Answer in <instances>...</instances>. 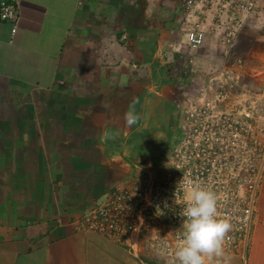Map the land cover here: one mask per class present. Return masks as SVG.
<instances>
[{
    "label": "crops",
    "instance_id": "1",
    "mask_svg": "<svg viewBox=\"0 0 264 264\" xmlns=\"http://www.w3.org/2000/svg\"><path fill=\"white\" fill-rule=\"evenodd\" d=\"M16 2V33L0 20V264H173L165 226L131 247L77 222L115 189L162 179L181 142L186 73L204 71L222 43L207 36L192 59L183 0ZM261 52L249 49L253 64ZM247 253L264 264V183Z\"/></svg>",
    "mask_w": 264,
    "mask_h": 264
},
{
    "label": "built area",
    "instance_id": "2",
    "mask_svg": "<svg viewBox=\"0 0 264 264\" xmlns=\"http://www.w3.org/2000/svg\"><path fill=\"white\" fill-rule=\"evenodd\" d=\"M183 2L186 42L192 50L204 46L210 31L222 44L230 45L244 19L264 9V0ZM193 18H200L201 23L189 26L188 21ZM0 20L13 24L12 32L16 33L19 22L16 0L1 3ZM203 24L211 28L206 31ZM197 84L191 80L184 85L181 142L165 161L168 168L162 179L140 189H115L105 201L83 215L77 226L131 247L135 245L134 235L143 228L165 226L172 238L163 239V246L176 251L184 231V218L179 216L187 200L179 183L184 177L216 193L218 216L232 225L224 242L225 254L239 255L242 264H247L264 183V112L253 113L247 103L225 96L229 84L218 92L213 91L215 86L211 83L205 87L200 83L199 91L192 93Z\"/></svg>",
    "mask_w": 264,
    "mask_h": 264
},
{
    "label": "rangeland",
    "instance_id": "3",
    "mask_svg": "<svg viewBox=\"0 0 264 264\" xmlns=\"http://www.w3.org/2000/svg\"><path fill=\"white\" fill-rule=\"evenodd\" d=\"M188 22L191 27L201 23L200 18H193ZM242 24L237 28L238 36L235 41L226 46L222 44V53H216L211 58H208L209 61H206L207 67L204 71L200 69V71L193 73L187 72L186 69V72L191 80H193L195 75L199 77V79L194 80L198 84L192 87V93L199 91L201 88L200 83L204 87L211 83L215 86L213 91L218 92L222 90L221 88L224 84H229L228 91L224 95L234 97L236 102L247 103V106L252 108L253 113L259 114L264 112V61L263 63L255 62L253 64L254 61L248 56V51L254 47L264 51V9L257 10L254 15L246 17ZM203 28L207 31L211 26L203 24ZM208 36L217 39L212 31L209 32ZM217 40L222 43L220 39ZM203 48L204 46L199 50H192L188 47L190 51L196 54V57L194 56L192 59H201L199 52ZM216 50H219L218 46ZM261 54H264V52H261ZM257 59L262 61L261 58ZM233 91L234 94L231 95Z\"/></svg>",
    "mask_w": 264,
    "mask_h": 264
},
{
    "label": "clouds",
    "instance_id": "4",
    "mask_svg": "<svg viewBox=\"0 0 264 264\" xmlns=\"http://www.w3.org/2000/svg\"><path fill=\"white\" fill-rule=\"evenodd\" d=\"M124 120L129 127L138 122L134 104H130L124 113ZM179 183L187 200L179 212V216L184 218V231L173 264H205L206 257L225 258L224 242L232 225L219 218L216 193L184 177Z\"/></svg>",
    "mask_w": 264,
    "mask_h": 264
}]
</instances>
